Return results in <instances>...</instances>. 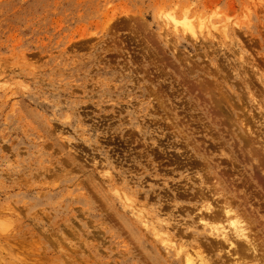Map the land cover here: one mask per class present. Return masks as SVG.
Segmentation results:
<instances>
[{
	"label": "rangeland",
	"instance_id": "374dc122",
	"mask_svg": "<svg viewBox=\"0 0 264 264\" xmlns=\"http://www.w3.org/2000/svg\"><path fill=\"white\" fill-rule=\"evenodd\" d=\"M263 153L264 0H0V264H184L214 177L262 251Z\"/></svg>",
	"mask_w": 264,
	"mask_h": 264
},
{
	"label": "bare ground",
	"instance_id": "6f19581e",
	"mask_svg": "<svg viewBox=\"0 0 264 264\" xmlns=\"http://www.w3.org/2000/svg\"><path fill=\"white\" fill-rule=\"evenodd\" d=\"M188 18H185V20L180 21L179 19L175 18L173 15L168 16L167 17V25H171L173 27L174 30H178L179 26L181 25L182 28L180 30L183 31V33H189L192 37H198V33L196 32L195 28L190 25L188 22V24L186 23ZM182 20V19H181ZM190 22V20H189ZM191 23V22H190ZM170 26V27H171ZM209 30V29H208ZM202 33V32H201ZM202 35V34H201ZM200 36V35H199ZM247 96V95H246ZM227 97V96H226ZM224 98V97H223ZM226 99V98H225ZM224 99V100H225ZM229 100V99H228ZM214 101V100H213ZM223 101V100H222ZM228 102V101H227ZM216 103V102H215ZM219 103V102H218ZM221 104V103H220ZM220 106V105H219ZM221 107V106H220ZM220 109V108H219ZM251 132V131H250ZM251 137V136H250ZM249 137V138H250ZM245 138V137H244ZM258 137H256L257 140ZM255 139V138H254ZM247 140V139H246ZM245 141V140H244ZM252 141V140H251ZM249 141L247 140V145H250V143H248ZM255 144V143H254ZM256 147V146H255ZM262 148V147H261ZM259 148V150L261 149ZM254 148H252L251 151H253ZM258 149H256V154L254 155L253 153H251L252 155H254L256 157V155H258L260 152H257ZM261 151V150H260ZM249 152V151H248ZM263 152V150H262ZM255 153V151H254ZM258 153V154H257ZM264 154V153H263ZM260 155V154H259ZM258 155V156H259ZM256 157L257 160L259 157ZM262 156V155H261ZM252 157V156H251ZM262 160V159H261ZM264 160V159H263ZM262 160V162H263ZM207 161V160H206ZM210 161V160H209ZM192 162V161H191ZM196 162V161H195ZM261 162V161H260ZM193 163V162H192ZM198 163V162H197ZM234 163V162H233ZM259 163V160H258ZM199 164V163H198ZM204 164V163H203ZM206 164V163H205ZM260 165V164H259ZM262 165V163H261ZM264 165V162H263ZM207 166V165H206ZM205 166V167H206ZM209 166V165H208ZM214 168V167H213ZM207 169V168H206ZM204 171V169H203ZM213 171V170H212ZM217 171V170H216ZM218 172V171H217ZM207 173V171L205 172ZM220 173H218L217 175H219ZM204 178V177H203ZM208 178V177H207ZM213 179V178H212ZM214 180V182H213ZM211 180L213 183L211 185H204V187H202V185L204 183L200 184L199 189H201V193H198V195L200 196H195L196 198L199 197L200 200L203 199L204 203H206L205 205H200L201 207L199 211L202 212H198L200 214V218H199V225H201V227L203 228V230H207L209 232V236L211 237V241H213L211 243L212 245H209L207 248L209 249H199L201 248V246H198L197 248H194L193 250H189L191 251L186 252L184 254V252L182 251V249L178 252L179 253H183L185 261L184 264H211V262L209 261L210 259L208 258V255L206 256L205 253L207 252V254H209L210 251H212L214 248H218L217 252L219 253H224L226 252L228 254L229 257H235V261L232 264H244V260H246L247 262L248 259L250 258V260H252L251 262H253L254 264H264L261 261H264V250L261 251V246H259L260 244L258 243V239L256 237H252V232H253V228L256 229L255 227L252 228V221H250V217L251 216H255L252 215L254 213L250 212L248 213V215H246V213L243 212L240 213L239 210L237 211L236 207L234 206L233 202H228V199L226 198V193L224 191V189L221 187V184H219L218 182H216V178L214 177V179ZM208 182V181H207ZM206 182V183H207ZM227 182V181H226ZM208 184V183H207ZM210 184V182H209ZM226 188V187H225ZM199 192L200 190H196ZM195 193V194H196ZM207 193H210V195ZM125 196V195H124ZM123 196V197H124ZM176 198V197H175ZM195 199V198H194ZM197 199V200H199ZM223 199V200H222ZM248 199V198H247ZM222 200V201H221ZM233 200V199H232ZM246 200V199H245ZM244 201V200H243ZM248 202V201H246ZM203 203V202H202ZM221 203V204H220ZM242 204V203H240ZM196 206V205H195ZM249 209V208H248ZM248 209H244V210H248ZM259 209V208H258ZM197 210V209H196ZM241 210V209H240ZM243 210V211H244ZM242 211V210H241ZM202 213V214H201ZM252 213V214H251ZM251 214V215H250ZM257 214V213H255ZM194 215V214H193ZM257 217V215H256ZM207 218H209V221L213 220L215 222V224H213L214 226H212L211 222L209 223V221H206ZM252 219V217H251ZM258 219V218H257ZM255 219V220H257ZM198 220V218H197ZM212 221V222H213ZM198 222V221H197ZM209 223V224H208ZM258 223V222H256ZM261 223V222H259ZM198 224V223H197ZM260 225V224H259ZM171 226V224H170ZM169 226V227H170ZM168 227V228H169ZM258 227V226H257ZM260 227V226H259ZM155 230V229H154ZM166 233V232H164ZM257 234V233H256ZM160 235V234H159ZM157 235V236H159ZM163 235V234H162ZM195 235V234H194ZM199 235V234H198ZM258 235V234H257ZM256 235V236H257ZM260 235V234H259ZM191 236V235H190ZM208 236V237H209ZM169 238V237H168ZM196 238V237H195ZM194 238V239H195ZM260 239V237H259ZM263 241V240H262ZM188 242V241H187ZM215 242V243H214ZM174 244V243H173ZM165 245V244H164ZM182 245V244H181ZM262 245V244H261ZM167 246V245H166ZM169 246V245H168ZM215 246V247H214ZM226 246L227 250L229 248L228 251H223L222 248ZM179 247V246H178ZM182 247V246H181ZM197 247V246H196ZM224 247V248H226ZM263 247V246H262ZM193 248V247H192ZM185 249V248H184ZM197 249V250H196ZM205 249V250H204ZM187 250V249H186ZM199 250H202L199 252ZM208 250V251H206ZM182 251V252H181ZM193 251V252H192ZM203 251H206L205 253H203ZM214 251V250H213ZM261 251V252H260ZM177 252V254H178ZM232 252V253H231ZM213 253V252H212ZM211 255V254H210ZM219 255V254H218ZM223 255V254H222ZM222 255H219L221 257H224ZM226 255V254H225ZM249 255H251L250 257H248ZM214 255H212L213 257ZM226 255V257H228ZM211 257V258H212ZM217 257V256H215ZM220 257V259H221ZM218 258V257H217ZM225 258V257H224ZM223 258V259H224ZM232 259V258H231ZM218 259H216L217 261ZM230 260V259H229ZM215 260H213L212 264H217L220 262L217 261L214 262ZM225 261V260H224ZM240 261V262H239ZM244 263H243V262ZM242 262V263H241ZM252 263V264H253ZM225 264V262L223 263ZM248 264V263H247Z\"/></svg>",
	"mask_w": 264,
	"mask_h": 264
}]
</instances>
